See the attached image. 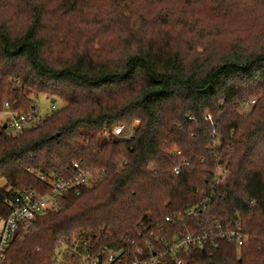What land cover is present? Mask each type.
<instances>
[{
	"label": "trees",
	"instance_id": "trees-1",
	"mask_svg": "<svg viewBox=\"0 0 264 264\" xmlns=\"http://www.w3.org/2000/svg\"><path fill=\"white\" fill-rule=\"evenodd\" d=\"M58 1L67 13L76 12L78 0ZM29 7L22 31L14 30L10 18L0 21V102L8 97L0 110L4 100L18 111L35 109L26 93L36 82V94L63 105L14 136L0 125V216L9 215L18 192L49 190L38 174L68 177L80 161L100 179L78 196L62 195L57 210L20 232L8 251L10 264H53L60 251L77 264L69 248L120 247L137 238L147 213L160 216L167 203L183 210L203 200L218 170L225 179L208 214L238 217L249 239L240 248L218 242L212 255L192 250L187 264H264V47L231 50L216 63L194 61L186 68L169 44L139 41L117 62L101 63L86 51L55 67L44 58L43 0H30ZM12 75L16 86L6 91ZM132 83L121 101L120 88ZM247 84L255 85L251 93L258 100L244 118L233 105ZM125 116L140 122L132 139H98ZM176 150L180 157L173 155ZM181 158L189 165L176 175Z\"/></svg>",
	"mask_w": 264,
	"mask_h": 264
},
{
	"label": "rangeland",
	"instance_id": "rangeland-1",
	"mask_svg": "<svg viewBox=\"0 0 264 264\" xmlns=\"http://www.w3.org/2000/svg\"><path fill=\"white\" fill-rule=\"evenodd\" d=\"M29 3L30 0H0V21L10 18L14 30H24L29 22ZM43 6L47 13L41 32L46 45L44 58L55 67L86 51L101 63L117 62L129 51L130 45L135 46L139 41L169 44L180 53L186 68L194 61L216 63L221 54L231 50L250 52L264 47V0H78L74 13L59 8L58 0H43ZM17 64L24 67V62ZM14 78L12 75L7 79L6 91L14 90L13 83L10 84ZM134 84L120 88L121 101L128 98L126 91ZM40 85L36 82L32 93L27 90L26 94L38 116L45 118L63 103L59 99L51 103L48 95L36 94L35 89ZM251 88L255 85L242 86L233 105L244 118L251 109L243 111L239 105L241 100H258ZM7 117L0 115V121L8 120ZM136 121L139 122L136 117L125 116L118 124L131 126ZM100 134L98 139L102 140ZM0 185H4L2 179ZM73 248L66 250L68 256ZM63 256L64 252L60 251L53 264H74L72 259L64 260Z\"/></svg>",
	"mask_w": 264,
	"mask_h": 264
},
{
	"label": "built area",
	"instance_id": "built-area-1",
	"mask_svg": "<svg viewBox=\"0 0 264 264\" xmlns=\"http://www.w3.org/2000/svg\"><path fill=\"white\" fill-rule=\"evenodd\" d=\"M254 104L255 100L250 99L242 101L239 105L243 111H248ZM0 115L8 116V120L0 121V125H7L5 130L8 129L9 135L36 127L44 120V117L38 116L35 109H12L8 100L4 101ZM138 125V121L131 126L116 124L110 129L105 128L100 138L104 141L113 136L130 140ZM173 155L180 157L181 152L176 150ZM188 165L189 162L181 158L179 164L173 168L174 174H180L182 168ZM98 173L84 168L82 162L75 161L68 177L54 176L49 179L42 174L36 175L40 181L47 184V192L25 190L15 194L9 203V215L0 216V264H10L8 251L20 232L27 233L31 230L37 217L46 212V209L56 206L62 195L72 193L78 196L83 188L96 185L100 179ZM224 179L225 174L218 170L210 182V188L203 192V200L188 208L171 210L167 203L164 207L168 211L164 214L156 216L147 213L145 218L139 221L137 238L126 240L120 247L93 251V248L87 245L76 246L70 255L76 258L77 264H187L188 255L192 250L206 251L212 255L218 247V242H226L238 248L245 246L249 234L243 229L238 217L220 219L208 214L212 201L219 196L216 188Z\"/></svg>",
	"mask_w": 264,
	"mask_h": 264
},
{
	"label": "water",
	"instance_id": "water-1",
	"mask_svg": "<svg viewBox=\"0 0 264 264\" xmlns=\"http://www.w3.org/2000/svg\"><path fill=\"white\" fill-rule=\"evenodd\" d=\"M54 102H55V100L52 99V100H51V103H54ZM6 127H7V125L4 124V125H3V129H6ZM56 137H57V134H55V135L53 136V138H56Z\"/></svg>",
	"mask_w": 264,
	"mask_h": 264
}]
</instances>
